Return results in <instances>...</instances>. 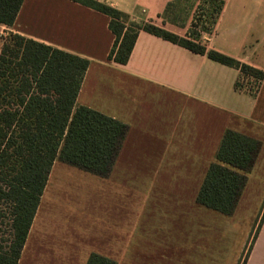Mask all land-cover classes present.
Masks as SVG:
<instances>
[{"label":"crops","instance_id":"1","mask_svg":"<svg viewBox=\"0 0 264 264\" xmlns=\"http://www.w3.org/2000/svg\"><path fill=\"white\" fill-rule=\"evenodd\" d=\"M101 1L180 37L190 28L171 16L177 0ZM108 22L69 0H24L13 25L0 24V49L7 31L86 59L75 105L127 126L105 177L53 162L17 264H85L91 253L116 264H264V81L236 87L238 69L144 31L114 63ZM198 41L264 71V0H224ZM226 130L260 143L230 215L196 202Z\"/></svg>","mask_w":264,"mask_h":264},{"label":"trees","instance_id":"2","mask_svg":"<svg viewBox=\"0 0 264 264\" xmlns=\"http://www.w3.org/2000/svg\"><path fill=\"white\" fill-rule=\"evenodd\" d=\"M24 0H0V24L12 26ZM109 18L114 36L107 59L128 61L139 31H144L238 69L240 81H264V71L207 49L197 27L209 32L224 0H202L186 37L151 23H135L101 0H69ZM202 17L206 20L202 22ZM88 61L43 43L8 33L0 49V206H10V240H0V264H17L53 162L57 159L105 177L120 148L127 126L96 110L76 106ZM260 143L226 130L196 195V202L230 215ZM2 216L0 212V217ZM259 226V225H258ZM251 246V245H250ZM248 247V250L250 249ZM245 260V258H244ZM242 260V264H244ZM85 264H116L91 253Z\"/></svg>","mask_w":264,"mask_h":264},{"label":"rangeland","instance_id":"3","mask_svg":"<svg viewBox=\"0 0 264 264\" xmlns=\"http://www.w3.org/2000/svg\"><path fill=\"white\" fill-rule=\"evenodd\" d=\"M202 3V0H177L173 1V10L171 11V16L176 18L178 22L189 23L191 25V21L193 16L197 14H202L203 12L200 9H197L198 6ZM170 14V13H169ZM202 22L206 20V17H202ZM198 33L202 32V24L197 27ZM9 31V30H8ZM6 32L3 33V38L6 37ZM72 166V165H71ZM74 167V166H73ZM69 201L77 202L80 200V195L77 191L68 196ZM0 212L2 216L0 217V240L7 244L10 240V206L8 204H2L0 206Z\"/></svg>","mask_w":264,"mask_h":264},{"label":"built area","instance_id":"4","mask_svg":"<svg viewBox=\"0 0 264 264\" xmlns=\"http://www.w3.org/2000/svg\"><path fill=\"white\" fill-rule=\"evenodd\" d=\"M241 82L246 87V89L249 90L250 92H254L257 88V84L254 83L252 80L248 81V79H244V80L242 79Z\"/></svg>","mask_w":264,"mask_h":264}]
</instances>
